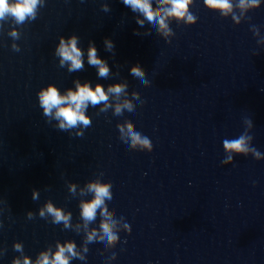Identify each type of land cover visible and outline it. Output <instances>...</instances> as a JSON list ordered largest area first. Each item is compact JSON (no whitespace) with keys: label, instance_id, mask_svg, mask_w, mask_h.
<instances>
[{"label":"water","instance_id":"obj_1","mask_svg":"<svg viewBox=\"0 0 264 264\" xmlns=\"http://www.w3.org/2000/svg\"><path fill=\"white\" fill-rule=\"evenodd\" d=\"M232 3L223 15L189 0L194 22L168 18L167 36L141 33L122 0H41L23 24L0 21V264L21 256L14 241L35 258L58 240L76 241L85 264H264V3ZM73 35L83 68L70 72L55 50ZM93 44L106 78L87 62ZM134 73L148 83L132 82ZM77 81L128 95L89 105L87 128L61 131L37 93ZM126 108L134 116L118 121ZM129 129L152 149L125 147ZM241 135L250 151L228 152L223 142ZM92 190L112 193L119 240L104 249L87 246L103 242L102 216L83 234L79 205L93 207ZM47 202L71 213V227L40 218Z\"/></svg>","mask_w":264,"mask_h":264},{"label":"clouds","instance_id":"obj_2","mask_svg":"<svg viewBox=\"0 0 264 264\" xmlns=\"http://www.w3.org/2000/svg\"><path fill=\"white\" fill-rule=\"evenodd\" d=\"M41 0H0V21L6 17L13 18L17 24H23L26 19L34 18L38 4ZM126 6L127 13L134 19L142 21L139 25L141 33L147 30H159L163 35L169 34L168 18H175L176 20L186 19L188 22H194V16L188 12L189 0H122ZM204 3L210 9L219 10L221 14L227 15L234 7L232 0H204ZM264 0H239L237 7L241 9L259 7ZM107 7V6H105ZM154 9L158 11V15L154 14ZM13 37L17 35L15 31L11 33ZM139 42V38H137ZM78 38L70 36L67 39L61 37L59 45L56 47L55 54L60 59L61 66L67 65L68 70L77 71L83 68V53L77 47ZM106 48L109 50L114 47L110 40L105 41ZM87 62L98 70V76L106 78L109 74V66L106 61L97 56V49L90 45L87 51ZM132 82L145 86L148 81L143 73H134L131 76ZM128 93L123 91H113L111 85L105 86L97 83L94 87L90 82H76L75 89H69L63 93L54 85H48L41 88L37 93V98L40 107L43 109V114L59 121L58 129L61 131H69L72 128L83 126L87 128L91 124V119L85 115L89 105L97 106L104 104L105 109L109 107V100L120 102L125 100ZM121 105L116 104L119 108ZM111 116L112 113L108 112ZM125 115L130 118L134 116L131 108H126L124 111L116 113V119L122 120ZM82 136V133H78ZM124 138V146L132 145L133 147L140 146L141 148L151 150L152 142L147 136L132 131L120 133ZM246 137H240L232 140H225L224 148L228 152L248 153L250 151L249 145L246 143ZM259 157V153H256ZM228 159H232L231 156ZM90 199L94 201V205L88 208L84 202L79 205L80 216L84 227V236H90L92 230L97 228L100 223V217H103V227L100 237L91 238L88 240V249L92 250L99 245L104 249L107 245H114L119 237L113 230L116 224L115 220H109L107 208L113 205L112 193L103 190H92L89 193ZM33 199L37 198L35 190L32 192ZM27 215L31 217L33 214L28 212ZM40 218L50 216L52 223L63 224L65 228L71 227V213L65 212L63 209L55 207L51 202H47L39 210ZM128 228V225H125ZM13 250L20 252L21 256L13 257L10 264H85L89 259L87 253L81 259L77 251L76 241L65 240L63 242L56 241L54 248L48 246L40 250L35 258L23 253V244L20 241H14L12 244Z\"/></svg>","mask_w":264,"mask_h":264}]
</instances>
